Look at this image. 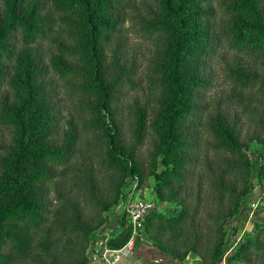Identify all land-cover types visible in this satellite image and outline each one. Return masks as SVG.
I'll return each instance as SVG.
<instances>
[{"label": "trees", "instance_id": "obj_1", "mask_svg": "<svg viewBox=\"0 0 264 264\" xmlns=\"http://www.w3.org/2000/svg\"><path fill=\"white\" fill-rule=\"evenodd\" d=\"M217 1L153 0L160 11H151L157 19L150 20L133 0H5L8 8L0 11V106H7L8 112L3 108L0 125L17 129L13 142L0 145L3 155H8L0 160V264H11L17 253L28 250L30 255L41 243L40 234L45 256L36 260L38 264H67L65 245L78 236H85L92 250L98 251L102 241L97 229L110 214L111 204L97 198L99 184L124 167L128 180L120 189L141 187L146 173L141 153L147 144L152 149L155 190L163 200H178L180 208H153L136 230L125 209L110 232L114 242L125 234L116 250L134 235V248H145L140 235H148L154 226L155 238L166 231L173 232L170 240L191 236L192 264H245L249 261L242 254L245 250H264V217L255 221L256 232L243 230L253 210L250 197L255 182L264 180V0ZM129 20L157 40L167 37L153 68L158 109L134 107L129 118L131 143L117 112L123 85L134 84L135 73L118 65L113 78H108L105 53L113 38L122 39ZM53 44L56 51L50 52ZM218 52L227 64L226 78L260 96L261 134L246 130V119L256 115L251 105L234 108L232 92L214 95L217 88L205 67ZM53 74L80 92L79 113L91 115L78 125L70 117L63 138L59 137L63 118L53 102L56 96L48 94V86L56 84ZM15 93L23 96L15 99ZM43 96L49 104L32 110ZM87 137L104 147L97 155V168L84 167L79 160ZM47 138H55L59 145L46 143ZM183 189L185 196H178ZM203 192H209L206 198ZM195 193L198 203L194 204ZM13 195H20L18 202L8 201ZM223 196L235 199V205L222 217L219 213L210 217L217 222L215 230L210 219L201 218V206L205 199L210 203L211 198ZM93 200L100 209L95 224L88 211ZM259 212H264V200L258 204ZM233 221L236 224L229 226ZM231 229V235L243 231L238 247L225 239ZM149 246L169 257L163 264H186L184 255L168 252L157 241ZM197 255L202 258L195 259ZM82 257L79 264L86 262V252Z\"/></svg>", "mask_w": 264, "mask_h": 264}, {"label": "rangeland", "instance_id": "obj_2", "mask_svg": "<svg viewBox=\"0 0 264 264\" xmlns=\"http://www.w3.org/2000/svg\"><path fill=\"white\" fill-rule=\"evenodd\" d=\"M34 0H30V3H33ZM43 3V0H41ZM222 0H218L217 3L219 4ZM229 0H225V2H228ZM133 5L137 6L140 10L139 13L142 14L144 18H151L150 20L157 18L151 16V11L157 13L160 11V7L157 3L153 2V0H133ZM216 3V4H217ZM145 6V7H144ZM8 8L5 5V0H0V11L3 13L4 10ZM129 9V8H128ZM137 10V11H138ZM137 14L136 12H134ZM134 20H129L126 23V28L124 29L123 37L121 40H118V38H113L109 44L105 46V53L107 57V63L109 65V72L107 77L113 78L115 74V67L119 65L120 68H126L129 70L132 68V71L135 73L133 77V80L135 81L134 84L128 85L126 82L123 85V88L120 92V104H119V111L117 112L118 117L121 119L123 118L126 128H125V136L128 139V141L131 143L133 141V121L129 119L131 117V113L133 112L134 107L140 105L145 106L148 105L150 108H152L154 111L158 109V97L159 93H156V89L154 88V80H153V68L155 67V63L158 59V54H156L158 51L162 50L164 41L167 39L165 35H161L159 37V40H157L154 36L151 37L149 35H146L144 31L141 30V27L138 25H134ZM53 49H49L50 52L56 51L55 45L53 44ZM117 46H120V54L117 57V59L114 58V50ZM223 46V44L221 45ZM223 50L226 49V47H222ZM48 49H44V52L47 53ZM49 52V55L51 54ZM222 52H218L214 56L210 57V60L205 67V73L211 71L210 74V81L212 80L214 83V86L217 88L216 91H214V95L222 96V94H227L232 92L234 99V108H239V106H247L251 105L254 109V112L256 115L252 113V115H249L245 121L246 124V130L250 131H256L257 133L261 134V124L259 123V117L260 113L262 112L261 107V98L259 99V95L256 94L254 91L250 89H240L237 87V85L233 84L229 79L226 78V72L224 71L226 68V65L224 61L221 60V54ZM228 59L227 61L230 62V65H228V70H231L233 64V59L230 58L231 53L228 52ZM53 78L56 81L55 87L52 88L51 86H48V94L56 96L53 100V102L57 103L58 108L60 109V115L63 118L61 120V127L60 132L61 135L60 138L64 136V134L69 132V126L67 124V120L70 117L74 118V123L76 125L80 124L82 120H84L85 117H90L91 115L86 114H80V107L78 103L79 97L77 94L80 92H75L73 88L68 85L66 86L65 81L62 79H59L58 75L53 74ZM219 89V90H218ZM52 90V91H51ZM7 89L4 90L3 93H5ZM213 95V96H214ZM18 96H23L20 94H13L12 97H15V99ZM250 96H252L254 99L251 101ZM90 102H93L95 100V97H91ZM213 98V97H212ZM211 98V99H212ZM14 100H11L9 103V107L12 106V102H15ZM43 104H49V101L43 96L38 99L37 105L32 109L34 111L40 110L44 108ZM3 108L6 112H8L7 106H0V115L4 112ZM30 110V114L31 111ZM16 127H8L6 125H0V145H6L10 142H13L14 134ZM62 140V139H61ZM64 141V140H63ZM45 142H49L54 145H59V143L55 140V138H47ZM106 142V140H104ZM83 147L80 152L79 160L83 164L84 167L91 166L92 164L96 165V168L98 167L99 160L97 155H99L103 150L104 147H100L101 145H97V142H95L94 139H89L87 137L85 141L83 142ZM152 151L151 147L147 144L142 151V161L143 166L145 168V180L141 187H135L131 191L127 192L126 188H121V184L126 180L128 170L126 168H122L118 172V174H115L114 176L106 177L104 181H102L99 184V192L97 194V198L104 199L107 202H110V214L106 217H104V223L102 226L97 229L99 232L100 240L102 241V245L100 246V249L97 251L92 250L93 244L91 241L85 239V236H78L76 237L72 243H68L65 245L67 246V256H68V262L67 264H79L81 261L83 252H86V262L84 264H96L97 261L100 259L97 258L102 253H107V260L108 258L112 257H118L120 253H122V250H126L125 254L118 257L119 261L118 264L121 263L122 259L129 258L131 264H163L167 263V260L169 257L157 249L150 248L149 245H153L156 241L162 245L163 247H166L167 251H176V254L184 255V259L186 264H192L194 258L193 252H192V245L193 240L191 236H179L174 238L173 240H170V237L172 236L173 232L166 231L163 237H156L157 233L156 226H154V229H148V235H146L144 232L141 237V241L146 244L147 246L145 248H134L130 250L129 252L126 249V245L128 244V241L125 242L121 249H115L120 248V243H122L125 239V234L122 235V240L119 242H114L109 237L111 236V230L114 229V227L118 226V215H123L125 213L126 205L129 199L133 200H142L144 202H147L151 205V209L157 208L161 210H179L180 203L178 200H163L161 195L155 190V168L154 166L151 167L152 160H150V152ZM3 151H0V160L5 156L8 155L4 154ZM99 163V164H98ZM1 164V163H0ZM157 168L159 165L156 166ZM264 178V177H262ZM107 181V182H106ZM255 186L253 187V194L251 195V206L253 210L250 213V219L246 223V226L243 230L249 231V232H256L255 228V221L258 219H263L264 212L258 214V204L264 200V180L263 181H256ZM207 185V184H206ZM193 188H195L197 185L194 182L193 185L191 184ZM195 186V187H194ZM185 190H181L179 192L178 196H185ZM209 192H203V197L206 198L208 196ZM167 196V195H166ZM20 198V195H13L11 196L8 201H11L12 203L18 202ZM7 202V201H6ZM198 203V196L197 193L194 194V201L193 203ZM209 199H205L203 202L201 209L202 214L201 218L205 220L210 219V223L216 230L218 226L216 225V221L212 218L215 217L218 213L220 214V217L223 216L224 210H227L230 208L231 204L233 206L235 205V199L230 200L229 197L223 196V199H219V197L211 198L210 203ZM97 202L92 201V208H89V214L91 215V218H93L94 224L99 220V212L100 209L95 205ZM6 204V203H5ZM99 206V205H98ZM192 206V205H191ZM150 209V210H151ZM126 226H128L127 219L125 218ZM8 224L11 222L8 221ZM221 223V222H220ZM236 224L235 221L230 222L229 226L233 227V225ZM221 225V224H220ZM17 226H20V224H17ZM230 233V235L228 234ZM226 234L225 239H228V244L233 243L234 246H239L238 241L243 236V231H238L237 235H231L233 234L232 229L229 230ZM216 233V240L219 234ZM154 235V238H153ZM212 243H210V247L214 245L215 236L213 233L212 236ZM236 240H234V238ZM40 240L41 243L39 246H36L34 250L28 255V250L22 253H17V255H14V258L11 261V264H38L36 260L41 259L45 256V250L42 249V245L44 244V238L42 234H40ZM121 250V251H119ZM208 249H204V252H206ZM231 252V251H230ZM229 252V253H230ZM211 253V252H210ZM208 257L210 256L209 253L206 252ZM244 256H246L249 261H246L245 264H264V250H256L255 248L248 249V251H244L242 253ZM12 255V256H13ZM97 256V257H96ZM196 258H202L201 255H197ZM211 259V258H210ZM209 259V260H210ZM102 261V260H101ZM125 263V261H124Z\"/></svg>", "mask_w": 264, "mask_h": 264}, {"label": "built area", "instance_id": "obj_3", "mask_svg": "<svg viewBox=\"0 0 264 264\" xmlns=\"http://www.w3.org/2000/svg\"><path fill=\"white\" fill-rule=\"evenodd\" d=\"M151 209V205L147 202H144L142 200H133L132 198L128 200L127 205H126V211L129 214L130 220L134 226V229L136 230L138 227H140L143 223L144 217L146 214L149 212ZM135 246V235L128 241V244L126 245V249L129 252L130 250L134 249ZM121 251V250H119ZM125 254L126 250H122ZM122 252V253H123ZM120 253L118 257L122 256L123 254ZM107 253H102L100 254L97 258L95 259H100L104 261L107 264H118V257H110L107 260L106 258Z\"/></svg>", "mask_w": 264, "mask_h": 264}, {"label": "crops", "instance_id": "obj_4", "mask_svg": "<svg viewBox=\"0 0 264 264\" xmlns=\"http://www.w3.org/2000/svg\"><path fill=\"white\" fill-rule=\"evenodd\" d=\"M124 261H125V263H124ZM131 262H132V261H130L129 258H124V259H122V261H121L120 264H130ZM96 264H104V263H102V261L100 260V261H97ZM106 264H107V263H106Z\"/></svg>", "mask_w": 264, "mask_h": 264}]
</instances>
